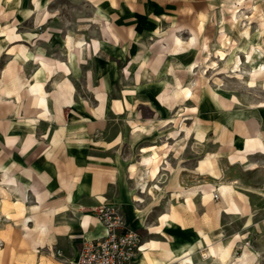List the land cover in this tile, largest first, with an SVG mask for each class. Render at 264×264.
<instances>
[{"label": "rangeland", "instance_id": "1", "mask_svg": "<svg viewBox=\"0 0 264 264\" xmlns=\"http://www.w3.org/2000/svg\"><path fill=\"white\" fill-rule=\"evenodd\" d=\"M175 38L187 43L171 53ZM74 41L80 42V50H67ZM22 50L29 57L16 72L13 65ZM123 51L147 52L151 72L136 63L126 71L130 62L122 58ZM162 51L168 57L164 64ZM169 57H184L185 64L180 67ZM188 63L193 66L186 70ZM159 64L168 68L164 84L156 77ZM131 72L145 76L138 83L137 74L134 84ZM22 76L30 85L24 93L19 87ZM177 80L181 86L175 89ZM13 81L22 95L18 100L9 93ZM33 88L44 104L31 103ZM174 90L179 91L173 95L179 97L175 103L184 106L168 117L154 115L151 94ZM44 107L50 118L42 116ZM149 122L158 131L154 147L126 145L128 129L138 123L153 129ZM181 129L189 146L184 153L210 173L218 169L220 148L223 155L238 153L247 168L254 152L264 157V0H0V192L7 193L4 199L0 196V264H69L72 254L64 239L48 246L53 226L67 222L68 213L46 209L78 185L85 166L80 163H90L89 171L102 177L97 181L102 191L116 196L136 153L166 156L162 141ZM145 168H136V173L149 175ZM22 192L27 198L20 203ZM105 204H112L125 220L119 204ZM159 229L138 230L142 244L147 243L144 264L165 257L166 250L179 252L180 244L173 243L165 251L154 250L152 240H164L153 235ZM221 245L231 256L241 254L235 248L227 251L226 242ZM254 259L253 264H264L262 258Z\"/></svg>", "mask_w": 264, "mask_h": 264}, {"label": "crops", "instance_id": "2", "mask_svg": "<svg viewBox=\"0 0 264 264\" xmlns=\"http://www.w3.org/2000/svg\"><path fill=\"white\" fill-rule=\"evenodd\" d=\"M164 52L160 53L163 64L168 58L164 55ZM121 54L126 63L130 62L129 65L126 64L124 66L125 70L129 69L131 71L133 64L139 65L140 62H143L145 70L147 68L146 73L151 72L150 69L153 66H149L150 55L147 52L139 55L123 51ZM169 59L178 61L177 65L180 67L185 64L182 63L184 57L180 61L178 57L176 59L175 57H169ZM163 64H159L160 68L156 73V77L160 79L159 82L161 84L168 81L167 66ZM140 73H130L134 84H136L137 74L141 76L138 83L145 76V73ZM160 87L162 89L161 85ZM173 95L174 93H166L164 95L161 92L152 93L150 97L155 100L154 103L156 105V108L152 110L153 114L168 117L167 115H171L180 109L181 106L183 107L184 105L175 103V100L179 99V97H174ZM162 97L166 98V100H173L174 103H167L165 99H161ZM128 99L131 101L130 98ZM158 99L160 100L157 101ZM130 103L126 102L125 104L130 105ZM134 115L137 117V111ZM152 122H149V126L153 129H149L148 126H142V123L135 124L131 132L130 127L125 138L126 145L129 144L130 147L137 149L149 146L154 147L153 138L158 139L159 136ZM149 131L153 132L151 133V138H146L148 135H145V133ZM175 132L177 134L175 136L172 135ZM173 133L162 141V145L166 143L164 146L170 147L169 150L171 151L166 152V156H158L159 171L156 175H151V165H146L142 162L141 156L143 153L139 151L136 153V161L134 160V162L127 164L126 168L128 171H125L124 180L120 183L116 196L107 192L105 194L102 191L104 187L101 188L97 183L102 177L95 175V172L89 171L90 163H80L85 166H82L79 172L82 177L78 185L72 186L74 187L72 193L68 197L64 196L60 203L54 205L53 209H46L48 213L52 210L54 213L67 212L69 219L65 222L67 223L66 225L65 223H60L53 226L55 232L52 231V242H50L49 246L53 248L59 244L60 240L64 239L67 244L66 250H69L72 254L71 260L74 259L83 240L100 237L106 233V230L104 229L105 231H103L101 224L96 221L93 210L102 204L115 202L121 206L128 226L137 231L141 227L144 228V226L160 228V233H153V235L164 240L159 242L150 239L154 242V250L165 251L168 248V244L172 243L180 245L196 244V248L188 256H182L180 251L176 252L174 249L170 250L173 256L168 259L166 257L157 258L152 256L164 261L166 264L176 263L185 257L192 260V264H212L213 257L202 259L199 256L200 253H203V251L207 252L208 248L216 249L221 247L224 242L229 246L228 249L226 248L227 251L235 248L241 253L244 248H247L252 258L250 263L255 260L253 257L256 260L260 258L264 260V243L261 241L264 239V195L261 192V188L264 185V157L254 152L250 155V167L247 168L246 162L241 159L242 157L238 153H233L231 150L230 152L227 151L226 155H223L224 149L220 148L215 161L218 169H210V173L206 171V166L202 165L200 160H195L184 153L189 147H185L186 138L184 137H187L186 131L181 129L175 130ZM114 144H118V142ZM130 166H134V169H131ZM145 166L149 169V175L136 173V168L143 170ZM146 178L147 180L145 181ZM145 183L146 188L141 191L140 189L145 187ZM107 184H110V181ZM207 184L224 185V187L226 185L227 187L222 193L215 189L210 194L205 195L203 190ZM152 186L158 187L154 193L149 191ZM213 193L218 194L217 199L213 198ZM34 195H38L39 199L35 200L41 205L43 200L40 199L39 193ZM133 196L139 199L137 201L134 200V202L131 200ZM140 199H145L147 201L146 204L140 203ZM49 216L46 218H49ZM149 217L151 218L149 220L151 224L147 222ZM224 219L226 220L225 223ZM148 234H150L149 231ZM253 235L256 236L254 240L252 239ZM246 239H250V242L243 245ZM143 254L147 253L144 251ZM138 255L135 264L139 262Z\"/></svg>", "mask_w": 264, "mask_h": 264}, {"label": "bare ground", "instance_id": "3", "mask_svg": "<svg viewBox=\"0 0 264 264\" xmlns=\"http://www.w3.org/2000/svg\"><path fill=\"white\" fill-rule=\"evenodd\" d=\"M186 41H183V40H181V39H179V38H175L174 40H173V43H172V46L171 47H169L170 48V52L172 53V52H175L176 51V48L179 46V45H182V46H184L185 47V45H186ZM161 47V46H160ZM73 48L74 49H77V50H80V48H81V46H80V42L79 41H74L73 43H71V44H69V45H67V50H69V51H71V50H73ZM169 50V49H168ZM168 50H167V53H168ZM20 51V50H19ZM20 56V58H19V61H17V62H15V64L13 65V69H15V71L17 72L18 70H19V68H20V65H21V62L22 61H27V57H29L28 55H27V51L25 52V50H22L21 52H20V54H19ZM159 60H160V58H158ZM136 60V59H135ZM142 61V60H141ZM144 61V60H143ZM143 62H140L139 63V65H141V66H143ZM169 64V63H168ZM176 66V65H175ZM193 66V63H188L187 64V66L185 67V69L187 70L188 68H191ZM10 67V66H9ZM172 67V66H171ZM170 67V68H171ZM6 69V68H5ZM10 69V68H9ZM167 70H168V68H167ZM185 70V71H186ZM11 71V70H10ZM127 71V70H126ZM184 71V70H183ZM182 72V71H181ZM6 72H4V74H5ZM185 73V72H184ZM3 74V73H2ZM10 74V73H9ZM181 74V73H180ZM11 75H13V74H11ZM16 76V75H15ZM14 76V77H15ZM9 77V76H8ZM13 77V76H12ZM11 77V78H12ZM177 79V78H176ZM14 80V79H13ZM181 83L177 80L176 81V83H175V85H176V87H175V89L176 88H180V85ZM13 86H14V88H13V90L11 91V92H9L10 94H12V93H14V95H15V98L18 100L22 95H21V93H16V91L17 90H15V83H14V81H13ZM19 87H20V91H22L23 93L24 92H28V90H27V88L28 87H30V85H29V81L25 78V77H21L20 78V82H19ZM179 90V89H178ZM32 91V93H31V96L29 97L30 98V101H31V103L32 104H34L35 106L36 105H41V104H44V99H43V97L39 94V92H37V88H33V90H31ZM175 92H173L174 94L175 93H179V91H176V90H174ZM19 92V91H18ZM184 95H185V97L187 96V95H189V90L187 89V90H184ZM28 97H27V99H28ZM13 105V104H12ZM34 107V106H33ZM32 107V108H33ZM29 110V109H28ZM32 110H35V108L34 109H32ZM31 110V111H32ZM40 110V109H39ZM41 111H42V116L44 117V118H50V115L48 116V114H47V112H46V108L44 107V108H42L41 109ZM27 113V112H26ZM30 113V112H29ZM32 113V112H31ZM46 120V119H45ZM260 135H261V137H264V133H263V131H261V133H260ZM259 136V135H258ZM260 138V137H259ZM260 139H263V138H260ZM180 140V139H179ZM182 140V139H181ZM262 145V144H261ZM170 146V145H169ZM172 146V145H171ZM167 147V146H166ZM165 147V148H166ZM170 148V147H169ZM261 150H262V153L264 154V146L262 145V148H261ZM169 151H171V150H169L168 149V147H167V149L165 150V151H163L165 154H166V152H169ZM141 152V151H140ZM180 152V151H179ZM157 158H158V156H157V154L155 153V152H153V153H150V154H148V155H142L141 156V159H142V162L143 163H145L146 165H151V175L152 176H155L156 175V173L159 171V165H158V160H157ZM136 161V160H135ZM137 164H139V163H137ZM250 164V163H249ZM144 165V164H143ZM168 165V164H167ZM250 166V165H249ZM252 167V166H251ZM130 168L131 169H134V166H130ZM253 168V167H252ZM130 171V170H129ZM135 173V172H134ZM129 174H130V172H129ZM138 176V175H137ZM137 176H135V177H137ZM131 178V177H130ZM140 185V184H139ZM156 185V184H155ZM229 186V185H228ZM226 185H225V187H224V185L223 186H215L214 184H210L209 186H208V189L207 190H204L203 191V194H205V195H207V194H210L212 191H214L215 189L216 190H218V191H220L221 193L226 189ZM24 188L27 190L28 189V185L27 184H25L24 185ZM149 188V187H148ZM158 187L157 186H152L150 189H149V191L151 192V193H154L155 192V189H157ZM228 189V188H227ZM231 190V189H230ZM157 191V190H156ZM217 191V192H218ZM25 192H22L21 193V195L20 196H18L19 198L17 199V201L18 202H22V200H26V196H25V194H24ZM229 195V194H228ZM0 196L4 199L5 197H7V193H6V191L5 190H1V192H0ZM35 199L36 200H38L39 198H38V195H36L35 196ZM24 209V208H23ZM29 211V210H28ZM27 211V212H28ZM31 216V215H30ZM31 219V218H30ZM36 219V218H35ZM35 219H32V220H35ZM31 221V220H30ZM34 222V221H33ZM23 223V222H22ZM31 223V222H30ZM36 223V222H35ZM43 224V223H42ZM40 225H41V223H40ZM43 225H45V224H43ZM26 227H27V225H25ZM34 226H35V224H34ZM37 226V225H36ZM22 227H24V226H22ZM30 227V226H29ZM33 227V226H32ZM39 227V226H38ZM42 227V226H41ZM101 227H102V229H103V231H105L104 230V227L101 225ZM43 228V227H42ZM42 228H40V229H42ZM145 229H149V226H145L144 227ZM23 229V228H22ZM34 229H35V227H34ZM29 230H30V228H29ZM31 231V230H30ZM28 232V231H27ZM42 232V231H41ZM29 235V234H28ZM50 242H52V241H50ZM48 246H49V244H48ZM47 247V246H46ZM146 247H147V243L146 242H144L141 246H140V249H139V258H138V264H144L143 263V260H144V256H143V252L146 250ZM49 248H51V246H49ZM196 248V244H191V245H186V244H184V245H180V247H179V251H181V255L182 256H188L189 254H191L192 253V251L194 250ZM48 249V248H47ZM35 250V249H34ZM50 250V249H49ZM35 252V251H34ZM205 255V257H213L212 259H213V263L212 264H250L249 263V261L252 259L251 258V254H250V252L247 250V249H244L242 252H241V254L240 255H238V256H231V255H229L225 250H224V248L221 246V247H218V248H216V249H208L207 250V253L206 254H204ZM164 256L168 259L169 257H172L173 256V253L170 251V250H166V253L164 254ZM254 259V258H253ZM64 261V260H63ZM253 261V260H252ZM145 264H166L164 261H162V260H160V259H157V258H152L151 260H149L147 263H145ZM175 264H192V262H191V260L188 258V257H185L184 259H181L180 261H178V262H176Z\"/></svg>", "mask_w": 264, "mask_h": 264}, {"label": "built area", "instance_id": "4", "mask_svg": "<svg viewBox=\"0 0 264 264\" xmlns=\"http://www.w3.org/2000/svg\"><path fill=\"white\" fill-rule=\"evenodd\" d=\"M264 195V185L262 187ZM217 199L218 194L213 193ZM93 215L103 225V236L83 240L77 256L69 264H135L142 245L140 233L128 226L112 204H102Z\"/></svg>", "mask_w": 264, "mask_h": 264}]
</instances>
